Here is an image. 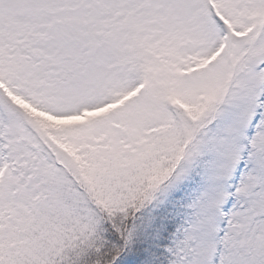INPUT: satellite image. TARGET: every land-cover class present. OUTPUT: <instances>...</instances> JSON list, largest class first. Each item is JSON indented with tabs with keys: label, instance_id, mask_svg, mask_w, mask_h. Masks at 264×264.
Segmentation results:
<instances>
[{
	"label": "snow or ice",
	"instance_id": "obj_1",
	"mask_svg": "<svg viewBox=\"0 0 264 264\" xmlns=\"http://www.w3.org/2000/svg\"><path fill=\"white\" fill-rule=\"evenodd\" d=\"M0 264H264V0H0Z\"/></svg>",
	"mask_w": 264,
	"mask_h": 264
}]
</instances>
